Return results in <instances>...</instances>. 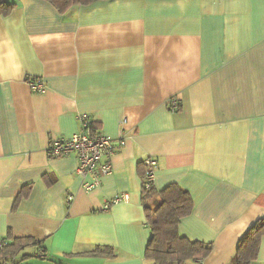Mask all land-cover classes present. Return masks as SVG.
<instances>
[{"label": "crops", "instance_id": "0c3cea01", "mask_svg": "<svg viewBox=\"0 0 264 264\" xmlns=\"http://www.w3.org/2000/svg\"><path fill=\"white\" fill-rule=\"evenodd\" d=\"M10 2L0 15V236L43 244L20 264H149L151 159L157 191L178 184L192 197L181 235L213 246L189 264H235L239 240L264 219V0H95L65 12ZM80 113L125 140L89 192L75 154L48 153L80 131ZM98 246L115 257L91 255ZM251 264H264V236Z\"/></svg>", "mask_w": 264, "mask_h": 264}, {"label": "trees", "instance_id": "16d2710c", "mask_svg": "<svg viewBox=\"0 0 264 264\" xmlns=\"http://www.w3.org/2000/svg\"><path fill=\"white\" fill-rule=\"evenodd\" d=\"M48 1L59 11L65 12L73 5L95 0ZM14 5L10 0H0V15L9 14ZM147 166L148 164L143 167V178L147 172ZM26 194L22 189L18 194V200ZM142 194L151 229V238L146 249V259L149 264H189L190 261L204 259L211 253L213 248L211 243L192 241L179 232L181 219L193 210V200L186 189L178 184H170L161 191H157L155 186L146 189L143 180ZM263 236L264 219H260L239 240L235 264H251L256 260ZM27 246H38L40 250L43 248L42 242L32 237L0 236V264H20V261L29 257L27 254L21 255ZM90 254L115 257L114 250L109 247L98 246ZM19 255H21L20 261L17 260Z\"/></svg>", "mask_w": 264, "mask_h": 264}, {"label": "built area", "instance_id": "2783aa9c", "mask_svg": "<svg viewBox=\"0 0 264 264\" xmlns=\"http://www.w3.org/2000/svg\"><path fill=\"white\" fill-rule=\"evenodd\" d=\"M31 88L34 91H43L46 88L44 82L31 81ZM171 110L178 107V101H169ZM80 131L71 136H62L54 139L48 153L51 157H62L75 154L77 157V174L82 178V187L85 192L96 189L101 184V177L112 172V158L117 151L118 145H123L125 140L121 137L118 141L113 137L96 130L89 114L80 113L78 116ZM157 161L151 159L148 162L145 174L144 185L146 189L154 186L156 176ZM73 197L69 196L71 200ZM125 198L124 194L116 196L112 202L105 205V209L110 208L113 202H118Z\"/></svg>", "mask_w": 264, "mask_h": 264}, {"label": "rangeland", "instance_id": "374dc122", "mask_svg": "<svg viewBox=\"0 0 264 264\" xmlns=\"http://www.w3.org/2000/svg\"><path fill=\"white\" fill-rule=\"evenodd\" d=\"M34 261H36V259H33L31 262L33 263ZM44 264H47V263H44Z\"/></svg>", "mask_w": 264, "mask_h": 264}]
</instances>
